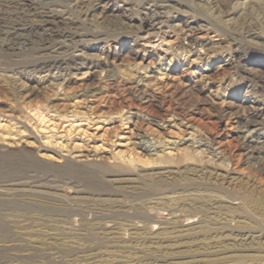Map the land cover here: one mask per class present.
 Instances as JSON below:
<instances>
[{
    "label": "rangeland",
    "instance_id": "rangeland-1",
    "mask_svg": "<svg viewBox=\"0 0 264 264\" xmlns=\"http://www.w3.org/2000/svg\"><path fill=\"white\" fill-rule=\"evenodd\" d=\"M8 1L0 264H264V0Z\"/></svg>",
    "mask_w": 264,
    "mask_h": 264
},
{
    "label": "bare ground",
    "instance_id": "bare-ground-1",
    "mask_svg": "<svg viewBox=\"0 0 264 264\" xmlns=\"http://www.w3.org/2000/svg\"><path fill=\"white\" fill-rule=\"evenodd\" d=\"M13 2V1H12ZM8 4H6V5H4L5 7L3 8V7H1L0 9H9V10H12V11H14L15 10V12L16 11H26V12H28V11H30L29 10V8L30 7H25L24 5H22V6H19V7H15V5H13L14 3H11V2H7ZM16 8L18 9V10H16ZM7 37H8V35H7ZM9 40H10V38H9ZM54 63V62H53ZM257 129H258V127H252V128H247V129H245L244 131H243V133H242V139L244 140V141H246V142H248V141H251L252 140V138H253V134H254V132H256L257 131Z\"/></svg>",
    "mask_w": 264,
    "mask_h": 264
}]
</instances>
